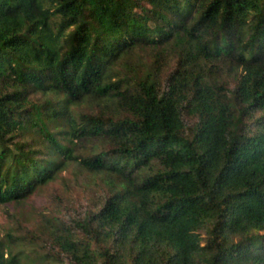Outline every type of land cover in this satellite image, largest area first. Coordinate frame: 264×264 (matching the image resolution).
Wrapping results in <instances>:
<instances>
[{"label":"trees","instance_id":"16d2710c","mask_svg":"<svg viewBox=\"0 0 264 264\" xmlns=\"http://www.w3.org/2000/svg\"><path fill=\"white\" fill-rule=\"evenodd\" d=\"M55 182L0 264H264V0H0V206Z\"/></svg>","mask_w":264,"mask_h":264},{"label":"rangeland","instance_id":"374dc122","mask_svg":"<svg viewBox=\"0 0 264 264\" xmlns=\"http://www.w3.org/2000/svg\"><path fill=\"white\" fill-rule=\"evenodd\" d=\"M36 97H39L37 95ZM30 139V138H29ZM87 180L84 179V176H80L79 178L71 177L70 176V185L75 190V197L80 198L84 197L87 193L85 190V182ZM63 187L59 185L58 183H53L47 186L44 190H39L37 192H33L30 194L25 202L22 204L23 206L21 208H18L14 206V204H6L0 206V235L3 234V231L7 228L17 227V223L23 222V216L20 214H17V212L20 210L26 211H32L33 210H40V209H47L50 205V195L57 191H61ZM74 197V196H73ZM20 207V206H19Z\"/></svg>","mask_w":264,"mask_h":264}]
</instances>
